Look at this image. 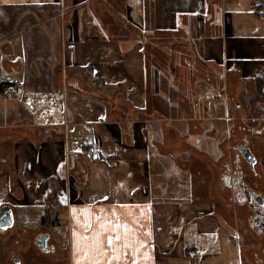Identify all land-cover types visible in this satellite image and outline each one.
<instances>
[{
  "label": "crops",
  "instance_id": "crops-1",
  "mask_svg": "<svg viewBox=\"0 0 264 264\" xmlns=\"http://www.w3.org/2000/svg\"><path fill=\"white\" fill-rule=\"evenodd\" d=\"M260 12L264 0H0V206L16 228L47 235L53 262L240 264L236 207L249 206L233 202L246 179L232 154L249 148L236 132L264 137ZM45 206L58 225L40 223Z\"/></svg>",
  "mask_w": 264,
  "mask_h": 264
},
{
  "label": "rangeland",
  "instance_id": "rangeland-1",
  "mask_svg": "<svg viewBox=\"0 0 264 264\" xmlns=\"http://www.w3.org/2000/svg\"><path fill=\"white\" fill-rule=\"evenodd\" d=\"M246 132V133H245ZM246 137L247 144L255 156V165L257 166L255 171L251 170L247 164L244 165L243 159L239 154L236 152L232 155H234V159H236V165L232 166V176H234V180L237 179V177L244 175L245 176V183L251 186L252 188H255L256 190L260 191L264 195V181L261 180L259 182V185L257 186L255 183V172H260V168L263 167L264 163V137H260L255 142V145H252L251 138L253 137L252 133H249L248 131H238L236 132V138L238 139V143ZM244 143L243 141H241ZM246 145V144H245ZM231 155V156H232ZM190 157V154H189ZM233 159V158H232ZM204 158L197 157L196 159V165L194 166L195 169L203 170V172L200 174L201 176H206V174H209V165L205 161ZM238 164L240 166H238ZM254 165V166H255ZM254 169V167H253ZM206 171V172H205ZM254 171V172H253ZM206 173V174H205ZM219 174V173H218ZM254 177V178H253ZM229 194V193H228ZM206 197V196H205ZM225 199L229 198V196L224 195ZM231 198V196H230ZM236 201V198L233 197V202ZM237 202H235V206ZM232 206V205H231ZM236 213L239 220L238 223V242H239V250H240V264H255L254 262H250L249 258L246 256V250L249 246L248 243L250 242L252 246L256 247V249L259 251L258 248V240L255 241L256 237L255 235L251 237L247 231H246V219L248 215V211H239V209L236 207ZM53 234H55V242L57 244V250L59 252H66L67 250V241L66 237L63 234L64 230L57 228L56 230H53ZM256 233V231H254ZM32 230L30 228H26V230H18L16 228V224L14 222L13 226L7 228L6 230L0 232V264H67V258L64 256V258L60 262H53L51 261V257H48L47 255L41 253V251L38 249V247L35 245L31 238ZM254 238V239H253ZM53 241V240H52ZM15 254V258L13 260H10L11 256ZM201 254V252H198ZM259 256L264 259V253H258ZM10 255V256H9ZM259 258V257H258ZM16 261V262H14Z\"/></svg>",
  "mask_w": 264,
  "mask_h": 264
},
{
  "label": "flooded vegetation",
  "instance_id": "flooded-vegetation-1",
  "mask_svg": "<svg viewBox=\"0 0 264 264\" xmlns=\"http://www.w3.org/2000/svg\"><path fill=\"white\" fill-rule=\"evenodd\" d=\"M235 192V198H237L238 201L246 202L249 206L246 224L251 230L259 233V236L262 238V251L264 252V231L262 227L264 223V198L260 191L252 188L246 183L244 184L240 179L237 181ZM259 197L263 199V202L260 201ZM248 199L250 201H248Z\"/></svg>",
  "mask_w": 264,
  "mask_h": 264
},
{
  "label": "water",
  "instance_id": "water-1",
  "mask_svg": "<svg viewBox=\"0 0 264 264\" xmlns=\"http://www.w3.org/2000/svg\"><path fill=\"white\" fill-rule=\"evenodd\" d=\"M238 153L242 156V158L246 161V163L249 165V168L253 170L254 164H255V156L251 152V150L245 146L238 147ZM242 182V179L239 178ZM260 201L263 202V199L259 197ZM248 201H250L248 199ZM261 204V203H260ZM13 224V215L11 212V209L8 205H2L0 206V231H4L7 228L11 227ZM263 231H264V223L262 224ZM46 239L47 235L41 236L38 238V241H36V246L38 249L42 252H46Z\"/></svg>",
  "mask_w": 264,
  "mask_h": 264
},
{
  "label": "trees",
  "instance_id": "trees-1",
  "mask_svg": "<svg viewBox=\"0 0 264 264\" xmlns=\"http://www.w3.org/2000/svg\"><path fill=\"white\" fill-rule=\"evenodd\" d=\"M253 170L255 171V168ZM51 191H52L51 192V197L54 198V193L56 192V190L55 189H51ZM57 207L58 206H45L44 207L43 215L45 214V215H48L49 217H48V220L47 221L44 219V216L43 215L40 217V223L42 225H45V226H48L49 227V226H55V225H58L59 224L58 223V218H57V215H56V208ZM50 212H51V214H50Z\"/></svg>",
  "mask_w": 264,
  "mask_h": 264
},
{
  "label": "built area",
  "instance_id": "built-area-1",
  "mask_svg": "<svg viewBox=\"0 0 264 264\" xmlns=\"http://www.w3.org/2000/svg\"><path fill=\"white\" fill-rule=\"evenodd\" d=\"M259 15L260 16H264V13L263 12H260ZM18 86H19V83L18 82L14 83L12 85H8V86L4 87V90H3V93L2 94L5 97H7L8 95L13 94ZM87 152H88V155L91 156V157L95 155V151L94 150H89Z\"/></svg>",
  "mask_w": 264,
  "mask_h": 264
},
{
  "label": "snow or ice",
  "instance_id": "snow-or-ice-1",
  "mask_svg": "<svg viewBox=\"0 0 264 264\" xmlns=\"http://www.w3.org/2000/svg\"><path fill=\"white\" fill-rule=\"evenodd\" d=\"M102 227H103V226H102ZM116 227L119 228L120 225L117 224ZM125 230H127V227H126V226H125ZM115 239H116V240H119V239H120L119 235H117ZM108 244H109V246H111V245L113 244V237L109 236V238H108Z\"/></svg>",
  "mask_w": 264,
  "mask_h": 264
}]
</instances>
